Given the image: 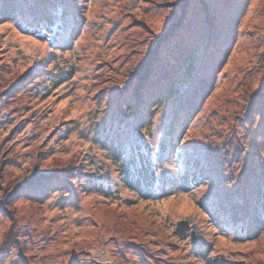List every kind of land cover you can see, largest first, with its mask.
<instances>
[{
  "label": "rangeland",
  "instance_id": "374dc122",
  "mask_svg": "<svg viewBox=\"0 0 264 264\" xmlns=\"http://www.w3.org/2000/svg\"><path fill=\"white\" fill-rule=\"evenodd\" d=\"M0 5V264H264V226L251 225L264 223V0ZM64 13L73 34L53 43L42 20ZM150 53L138 104L132 73ZM114 137L143 144L150 190L123 185ZM194 151L217 179L185 190L179 160Z\"/></svg>",
  "mask_w": 264,
  "mask_h": 264
},
{
  "label": "trees",
  "instance_id": "16d2710c",
  "mask_svg": "<svg viewBox=\"0 0 264 264\" xmlns=\"http://www.w3.org/2000/svg\"><path fill=\"white\" fill-rule=\"evenodd\" d=\"M4 1L7 2V0H4ZM0 3H1V0H0ZM30 11L32 12V16H31L30 21L35 22V23L40 21L39 12L38 11L34 12V11H32L31 8H30ZM60 17L62 18V20L60 22H56L52 19L42 20L43 21L42 23H45L46 27H48V29L50 31H54V32L56 31V33H55L56 37L54 38L55 40L53 43H58L57 38H58L59 32L60 33L61 32L62 33H71V35L73 34L74 29H71L70 23L72 22V19L77 18L76 16L74 17V16L70 15L69 13H64ZM37 18H39V19H37ZM37 25H38V23H37ZM157 44H158V42H157ZM152 53H150V58L147 61L140 64L135 69V71L132 73V77L134 78V82L137 83L136 86H133L131 88L132 98H134L136 101H138L137 102L138 104H142L143 102L146 101L145 98L143 97L145 94V87L150 82V78H152V75H154L153 70H151L148 67L142 73H140V71H142V70H139V68L141 66L146 65V63L149 62V60L151 59ZM168 76H169V74L166 73L165 78H167ZM159 81L161 82V80H159ZM196 83L197 82L194 80L193 82H191L190 87L194 88ZM157 85L158 84L154 83V87H153L152 91L150 93H147L149 95L148 98H150L152 101L154 100V94H155L154 89L157 87ZM178 85H179L178 83L175 84V86H178ZM204 86H205L204 80L200 81V83L198 84L196 89L193 90V93H192L193 97L199 96L200 93L204 91V88H205ZM149 90H150V88H149ZM174 91H175V89H171L169 93H172V96H173L175 94ZM158 97H160L159 101H161V103H163V100L165 101V99L167 98L166 96L164 97L163 95L162 96L159 95ZM148 101H150V100H148ZM143 114H144V111H143ZM127 115L130 116L129 113ZM175 116L176 115H174V117ZM176 118H179V116H176ZM117 133H119V132H117ZM174 135H175V133L170 134V136H174ZM135 137H137V136H135ZM109 142H110L111 146L116 147L114 149V152H112L111 157L113 158V160H115V159L117 160V159L121 158V160H122L121 165H124L123 167H121V170H120V175H121V179H122L121 182L123 183V185L129 189H131V188L132 189L133 188L139 189L140 188L141 189L140 193H142L144 191V189H146L148 191L149 188H152L153 185H152V182L150 180V176L152 179V170H150V166L147 164L150 157L146 158V156L144 155L145 149L143 148V144L138 145L136 148H133V147L129 148V143H130L129 139L123 140L122 138H117V137H114V141H110V139H109ZM109 142H107V144H104V145L109 146V144H108ZM116 144H118L120 148ZM164 146L166 149H168L170 151V149H169L170 144H165ZM179 151H180V149L175 152L176 156H180ZM193 155L197 156V154H195V151L191 152L190 154L185 153V155L184 154L182 155L183 158H181V160H179V163L182 161V162H185L186 164H184V166H182V168H183L182 172L177 177V184L178 185L181 184L183 186V189H185V190H190L199 181H202V178L206 177V175L208 177H210V179H217V175L215 173L216 168H213L212 164H210L211 163L210 156L208 154H201V155H199L198 159L190 161L189 158L193 157ZM202 161H205L208 163L204 164ZM193 171L196 172L195 175H194ZM199 173H201V174H199ZM39 176H42V175H40V173L39 174L35 173L29 179V181L32 182L34 179H36ZM62 177H64V176H62ZM99 181H102V180H99ZM54 182H55V179L52 182L51 181L50 182L42 181V182L34 183V184L28 186V188L26 187V190H28L27 192H29V195H31V194L36 195V193L40 194L41 191H44L48 187L47 185L50 186L51 184H54ZM178 187H180V185ZM146 195H149V193H147ZM215 206L217 208H219V210L221 209V207L219 205H215ZM210 209H213V207ZM221 212H225L228 215L231 213V210L229 208H226V209L221 210L220 213ZM217 215H219V213ZM247 219L248 218H246V220ZM251 225H252V227L257 228V227L264 226V223L259 221V220H255L254 222L252 220ZM248 228H250V227H248ZM255 230L256 229L247 230V228H246L245 233L248 236H253V234L257 233V231H255ZM246 234H244V235L246 236ZM240 236L243 237V235H240ZM6 242H7V238H6ZM198 256L205 263L209 262V258L206 257V252L200 251L198 253Z\"/></svg>",
  "mask_w": 264,
  "mask_h": 264
},
{
  "label": "water",
  "instance_id": "95a60500",
  "mask_svg": "<svg viewBox=\"0 0 264 264\" xmlns=\"http://www.w3.org/2000/svg\"><path fill=\"white\" fill-rule=\"evenodd\" d=\"M187 228H188V224H187V222L183 221V222H179V223H178L177 230H178L181 234H184L185 231L187 230ZM195 241H196V238H195V236L193 235L192 242L195 243ZM94 264H109V263L95 262Z\"/></svg>",
  "mask_w": 264,
  "mask_h": 264
}]
</instances>
